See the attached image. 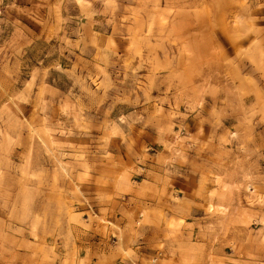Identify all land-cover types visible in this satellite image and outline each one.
<instances>
[{
	"label": "rangeland",
	"instance_id": "obj_1",
	"mask_svg": "<svg viewBox=\"0 0 264 264\" xmlns=\"http://www.w3.org/2000/svg\"><path fill=\"white\" fill-rule=\"evenodd\" d=\"M0 264H264V0H0Z\"/></svg>",
	"mask_w": 264,
	"mask_h": 264
}]
</instances>
